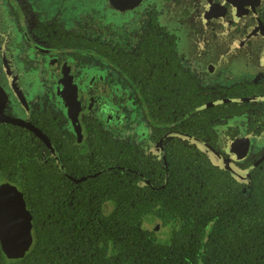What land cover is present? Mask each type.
<instances>
[{
	"label": "flooded vegetation",
	"instance_id": "af4514ba",
	"mask_svg": "<svg viewBox=\"0 0 264 264\" xmlns=\"http://www.w3.org/2000/svg\"><path fill=\"white\" fill-rule=\"evenodd\" d=\"M234 54L264 72V0H0V148H15L20 180L0 175L21 195L33 242L40 195L89 204L95 223L121 214L112 232L164 245L197 232L170 215L187 200L174 196L182 183L161 198L125 192L164 189L182 157L243 195L264 186V75L231 69ZM28 171L46 173L49 190L25 191L38 186Z\"/></svg>",
	"mask_w": 264,
	"mask_h": 264
},
{
	"label": "trees",
	"instance_id": "16d2710c",
	"mask_svg": "<svg viewBox=\"0 0 264 264\" xmlns=\"http://www.w3.org/2000/svg\"><path fill=\"white\" fill-rule=\"evenodd\" d=\"M10 150L15 148L9 147L7 153L0 148V173L17 182L20 177L11 169L16 161ZM185 159L182 157L170 170L164 189L153 192L132 187L125 192L161 198L175 191V182L182 183V192L174 196L187 200L169 204L173 207L170 215L195 219L197 232H172L170 243L164 245L145 232H112L113 228L125 227L127 218L121 214L95 223L98 214L89 204L74 203V210H70L59 199L52 202L40 195L36 206L30 205L34 224L31 249L19 260H8L0 250V264H264V186L253 187L243 195L228 176L210 177L206 163L195 165L192 159ZM25 174L26 181L38 185L23 187L25 191H47L46 173ZM125 192L118 187V196ZM211 220L214 223L205 233ZM109 243L114 254L108 257L105 251Z\"/></svg>",
	"mask_w": 264,
	"mask_h": 264
},
{
	"label": "water",
	"instance_id": "95a60500",
	"mask_svg": "<svg viewBox=\"0 0 264 264\" xmlns=\"http://www.w3.org/2000/svg\"><path fill=\"white\" fill-rule=\"evenodd\" d=\"M224 168L227 169V167ZM9 202L14 206L11 213L5 209V203ZM32 243L30 217L25 211L21 195L7 179L0 175V244L2 250L12 249L15 254L25 255Z\"/></svg>",
	"mask_w": 264,
	"mask_h": 264
},
{
	"label": "rangeland",
	"instance_id": "374dc122",
	"mask_svg": "<svg viewBox=\"0 0 264 264\" xmlns=\"http://www.w3.org/2000/svg\"><path fill=\"white\" fill-rule=\"evenodd\" d=\"M245 54H234V56L231 57V60H232V64L230 65V68L231 69H234V71H246L247 73H250V74H258V72H260L262 75H264V72H261L260 70V67L259 65L257 64V66L255 65H243L244 63H248L247 60H245L243 58ZM236 62H239V66L238 68L235 69V63ZM229 65V64H228Z\"/></svg>",
	"mask_w": 264,
	"mask_h": 264
}]
</instances>
